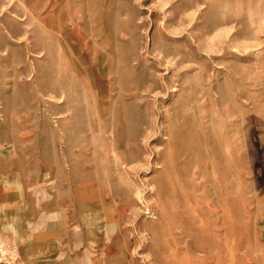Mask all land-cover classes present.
Returning a JSON list of instances; mask_svg holds the SVG:
<instances>
[{
  "label": "rangeland",
  "instance_id": "374dc122",
  "mask_svg": "<svg viewBox=\"0 0 264 264\" xmlns=\"http://www.w3.org/2000/svg\"><path fill=\"white\" fill-rule=\"evenodd\" d=\"M0 185V264H264V0H0Z\"/></svg>",
  "mask_w": 264,
  "mask_h": 264
},
{
  "label": "crops",
  "instance_id": "0c3cea01",
  "mask_svg": "<svg viewBox=\"0 0 264 264\" xmlns=\"http://www.w3.org/2000/svg\"><path fill=\"white\" fill-rule=\"evenodd\" d=\"M41 218L43 219V216ZM59 224L52 223L50 226L35 228L31 240L22 248V255L27 259V264L106 263L102 255L93 252L96 242L86 238V232L98 229L97 226Z\"/></svg>",
  "mask_w": 264,
  "mask_h": 264
},
{
  "label": "bare ground",
  "instance_id": "6f19581e",
  "mask_svg": "<svg viewBox=\"0 0 264 264\" xmlns=\"http://www.w3.org/2000/svg\"><path fill=\"white\" fill-rule=\"evenodd\" d=\"M73 23V22H72ZM51 24V23H50ZM73 27V26H72ZM74 28V27H73ZM71 30V29H70ZM66 35V34H65ZM64 37V36H63ZM111 126V125H110ZM110 131H111V129H110ZM11 172V171H10ZM6 173V172H5ZM6 178V177H5ZM1 186V185H0Z\"/></svg>",
  "mask_w": 264,
  "mask_h": 264
}]
</instances>
